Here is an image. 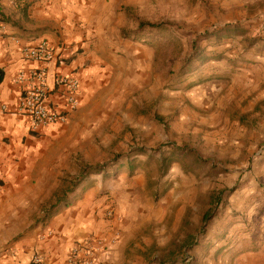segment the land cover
Masks as SVG:
<instances>
[{"label": "rangeland", "instance_id": "1", "mask_svg": "<svg viewBox=\"0 0 264 264\" xmlns=\"http://www.w3.org/2000/svg\"><path fill=\"white\" fill-rule=\"evenodd\" d=\"M225 1L140 3L122 44L97 52L91 103L47 144L76 173L101 166L93 180L132 201L136 262L264 264L263 71L245 56L259 50L264 0L234 13L245 34L209 37Z\"/></svg>", "mask_w": 264, "mask_h": 264}, {"label": "crops", "instance_id": "2", "mask_svg": "<svg viewBox=\"0 0 264 264\" xmlns=\"http://www.w3.org/2000/svg\"><path fill=\"white\" fill-rule=\"evenodd\" d=\"M145 1L0 0V26H5L0 31V264H66L75 247L96 239L110 248L97 264H146L136 262L130 250L134 222L123 213L129 212L126 202L132 201L95 182L92 177L102 172L87 171L88 166L76 173L49 154L47 144L57 141L52 135L63 127L33 133L31 118L18 111L24 88L17 82L22 71L42 66L25 59L23 48L47 41L59 54L49 65L50 108L68 111L67 92L55 86L56 77L80 81V107L67 125L74 124L101 78L97 52L122 44L133 12ZM245 3L226 0V14L214 32L230 28L245 34L238 23H231ZM259 39V50L250 49L245 56L258 62L264 82L261 32ZM224 88L218 84L214 91ZM36 255L44 261L37 262Z\"/></svg>", "mask_w": 264, "mask_h": 264}, {"label": "built area", "instance_id": "3", "mask_svg": "<svg viewBox=\"0 0 264 264\" xmlns=\"http://www.w3.org/2000/svg\"><path fill=\"white\" fill-rule=\"evenodd\" d=\"M5 26H0L3 32ZM261 40L264 42V25L261 30ZM23 57L27 60L42 64L40 68L32 71H22L17 82L24 88V94L18 107L21 115L31 118V131L39 134L44 129L54 125H65L69 122L70 116L79 107L80 81L71 77H56L55 86L63 88L67 92L68 111L59 112L49 106V65L59 59L58 52L53 49L47 41L41 42L35 47H25L22 50ZM1 77V74H0ZM7 109L6 106L3 107ZM110 248L104 240H91L83 245L75 247L69 256L66 264H97L101 254L108 255ZM37 262H43L44 257L35 256Z\"/></svg>", "mask_w": 264, "mask_h": 264}, {"label": "trees", "instance_id": "4", "mask_svg": "<svg viewBox=\"0 0 264 264\" xmlns=\"http://www.w3.org/2000/svg\"><path fill=\"white\" fill-rule=\"evenodd\" d=\"M160 29L161 25H156V24H152V23H146V22H141L139 25V30H145V29ZM230 28H227L226 30L223 29L219 32H214L211 36H209V34H206V36L208 37H217L218 39H222L223 34H225L227 31H229ZM126 34V35H125ZM124 36L127 38V31L124 32ZM1 77H0V83L3 81V73L0 71ZM172 160V159H171ZM164 164H168L167 166V170L170 167V163H168V161H164ZM91 169H93V171H96L97 173L101 172L102 167H91ZM214 199V203L216 205H219L222 201V199L220 198V196L218 197H213ZM215 210V209H214ZM212 209H209L206 214L203 217V223L206 224L207 222H209L212 219V215H213V211Z\"/></svg>", "mask_w": 264, "mask_h": 264}]
</instances>
